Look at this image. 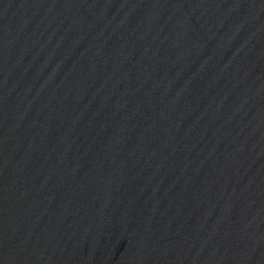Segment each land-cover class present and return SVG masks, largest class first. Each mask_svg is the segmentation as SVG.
<instances>
[{
  "label": "water",
  "instance_id": "water-1",
  "mask_svg": "<svg viewBox=\"0 0 264 264\" xmlns=\"http://www.w3.org/2000/svg\"><path fill=\"white\" fill-rule=\"evenodd\" d=\"M0 264H264V0H0Z\"/></svg>",
  "mask_w": 264,
  "mask_h": 264
}]
</instances>
